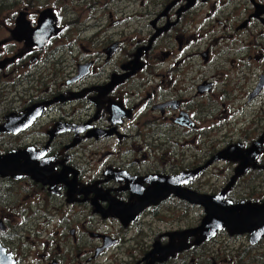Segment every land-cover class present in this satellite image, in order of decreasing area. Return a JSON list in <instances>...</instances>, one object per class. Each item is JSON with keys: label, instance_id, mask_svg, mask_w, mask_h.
I'll use <instances>...</instances> for the list:
<instances>
[{"label": "flooded vegetation", "instance_id": "af4514ba", "mask_svg": "<svg viewBox=\"0 0 264 264\" xmlns=\"http://www.w3.org/2000/svg\"><path fill=\"white\" fill-rule=\"evenodd\" d=\"M8 155L0 264H264V0H0Z\"/></svg>", "mask_w": 264, "mask_h": 264}, {"label": "water", "instance_id": "95a60500", "mask_svg": "<svg viewBox=\"0 0 264 264\" xmlns=\"http://www.w3.org/2000/svg\"><path fill=\"white\" fill-rule=\"evenodd\" d=\"M10 155L8 156H3L0 158V166H9V163H10ZM188 199L190 201H192L193 203H202L203 202L205 203L206 201H208V198L207 197H203V196H197L195 195L194 193H192L191 197L188 196ZM208 205V204H207ZM223 207V206H222ZM207 209H208V213H209V216L205 219V222H204V225L206 226V229L204 230V233H210L213 229L214 231V228L216 227H219L218 224H220L222 222V224L227 220L225 218H221V217H218L216 216L214 212V210H218L219 208L217 207V204L216 203H210V206H207ZM223 211H225L226 213L228 212L227 208L223 207L222 209ZM215 211V212H216ZM219 211V210H218ZM217 211V212H218ZM229 213V212H228ZM224 214V213H223ZM222 214V215H223ZM229 215V214H228ZM221 221V222H220ZM232 221V220H231ZM229 222V221H228ZM244 223V222H242Z\"/></svg>", "mask_w": 264, "mask_h": 264}, {"label": "rangeland", "instance_id": "374dc122", "mask_svg": "<svg viewBox=\"0 0 264 264\" xmlns=\"http://www.w3.org/2000/svg\"><path fill=\"white\" fill-rule=\"evenodd\" d=\"M204 12H206V10H204ZM211 24H215V23L212 20H210L207 24L209 26H207V28H204V30L206 31L208 29L215 28L214 26L213 27L210 26ZM230 26L231 25H229V27ZM216 28H217V31H215V32H207V34L205 36V40L201 44V48L208 46L212 49V51H214L216 53L220 52V51H229V47L227 48V45L225 43V39L221 40L219 45L214 46V42L216 41V39L223 37L227 33L226 29H224V27H222V26L216 27ZM129 37H130V34H129ZM198 47H199V45H195L192 48H190V50L191 51H197ZM232 47H233V49L235 48V43L232 44ZM163 48L164 49H172L171 45L164 46ZM132 154L128 155L127 160L131 157ZM154 161L156 162V159H154Z\"/></svg>", "mask_w": 264, "mask_h": 264}, {"label": "bare ground", "instance_id": "6f19581e", "mask_svg": "<svg viewBox=\"0 0 264 264\" xmlns=\"http://www.w3.org/2000/svg\"><path fill=\"white\" fill-rule=\"evenodd\" d=\"M221 222V221H220Z\"/></svg>", "mask_w": 264, "mask_h": 264}]
</instances>
